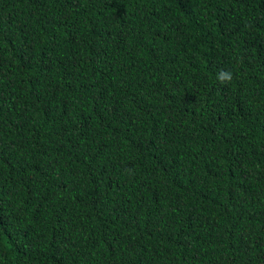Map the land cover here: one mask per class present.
Returning <instances> with one entry per match:
<instances>
[{
	"label": "trees",
	"instance_id": "obj_1",
	"mask_svg": "<svg viewBox=\"0 0 264 264\" xmlns=\"http://www.w3.org/2000/svg\"><path fill=\"white\" fill-rule=\"evenodd\" d=\"M0 264H264V0H0Z\"/></svg>",
	"mask_w": 264,
	"mask_h": 264
},
{
	"label": "clouds",
	"instance_id": "obj_2",
	"mask_svg": "<svg viewBox=\"0 0 264 264\" xmlns=\"http://www.w3.org/2000/svg\"><path fill=\"white\" fill-rule=\"evenodd\" d=\"M217 79L221 82V83H224L226 81H231L232 79V74L231 72H228V71H221L218 73L217 75Z\"/></svg>",
	"mask_w": 264,
	"mask_h": 264
}]
</instances>
